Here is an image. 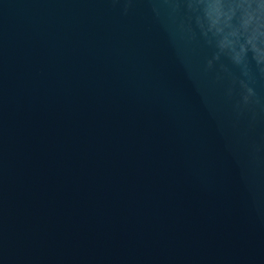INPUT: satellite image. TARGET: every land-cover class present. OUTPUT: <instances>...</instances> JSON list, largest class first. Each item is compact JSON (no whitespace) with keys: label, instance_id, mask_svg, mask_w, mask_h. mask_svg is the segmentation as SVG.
Listing matches in <instances>:
<instances>
[{"label":"water","instance_id":"obj_1","mask_svg":"<svg viewBox=\"0 0 264 264\" xmlns=\"http://www.w3.org/2000/svg\"><path fill=\"white\" fill-rule=\"evenodd\" d=\"M252 57L264 0H0V264H264Z\"/></svg>","mask_w":264,"mask_h":264},{"label":"clouds","instance_id":"obj_2","mask_svg":"<svg viewBox=\"0 0 264 264\" xmlns=\"http://www.w3.org/2000/svg\"><path fill=\"white\" fill-rule=\"evenodd\" d=\"M252 60L255 62V65L257 67V70L264 74V66H262V62L257 57H252ZM232 62L238 66H241L243 70V74L245 76L249 75L248 73V61L244 62L240 58H233ZM211 61L208 62L209 66H211ZM241 87L244 89L245 94L243 95V102L247 104L249 102L250 97L255 96L254 90L249 87L243 80L240 81Z\"/></svg>","mask_w":264,"mask_h":264}]
</instances>
